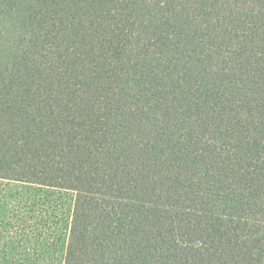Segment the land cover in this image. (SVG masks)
Masks as SVG:
<instances>
[{"label": "trees", "instance_id": "16d2710c", "mask_svg": "<svg viewBox=\"0 0 264 264\" xmlns=\"http://www.w3.org/2000/svg\"><path fill=\"white\" fill-rule=\"evenodd\" d=\"M0 178L62 264H264V0H0Z\"/></svg>", "mask_w": 264, "mask_h": 264}, {"label": "rangeland", "instance_id": "374dc122", "mask_svg": "<svg viewBox=\"0 0 264 264\" xmlns=\"http://www.w3.org/2000/svg\"><path fill=\"white\" fill-rule=\"evenodd\" d=\"M21 29L12 26L11 36ZM74 197L0 178V264H62Z\"/></svg>", "mask_w": 264, "mask_h": 264}]
</instances>
